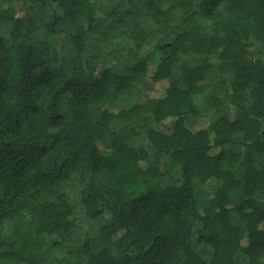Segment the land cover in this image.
Masks as SVG:
<instances>
[{
  "label": "trees",
  "instance_id": "obj_1",
  "mask_svg": "<svg viewBox=\"0 0 264 264\" xmlns=\"http://www.w3.org/2000/svg\"><path fill=\"white\" fill-rule=\"evenodd\" d=\"M133 1L0 0V264H264V0Z\"/></svg>",
  "mask_w": 264,
  "mask_h": 264
},
{
  "label": "rangeland",
  "instance_id": "obj_2",
  "mask_svg": "<svg viewBox=\"0 0 264 264\" xmlns=\"http://www.w3.org/2000/svg\"><path fill=\"white\" fill-rule=\"evenodd\" d=\"M158 2H166L168 0H157ZM126 7L128 8H131L133 10H136L138 11V9L140 7H142V1L141 0H136V1H133L129 4L126 5ZM139 89H140V98H139V101H144L146 100L153 92H154V89H158L157 86L152 82V80L150 78H142L140 84H139ZM196 120H192V119H188L187 120V124L188 125H196ZM198 123V122H197ZM120 122H114V124H112V127L114 129H117L119 126H120ZM200 124H203V122H200ZM156 125V124H155ZM195 126V127H196ZM156 127H159L158 125H156ZM174 173L176 174V171H174ZM197 189V192H198V196H199V199L202 203V201H207L211 194H212V190L209 186L205 185V184H201L199 186L196 187ZM200 203V204H201Z\"/></svg>",
  "mask_w": 264,
  "mask_h": 264
}]
</instances>
